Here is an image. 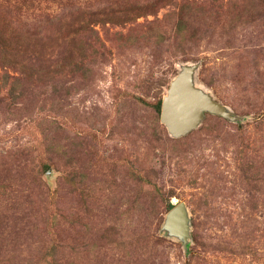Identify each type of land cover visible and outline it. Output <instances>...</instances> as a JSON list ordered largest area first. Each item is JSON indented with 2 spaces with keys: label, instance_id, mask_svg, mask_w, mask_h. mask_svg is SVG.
Here are the masks:
<instances>
[{
  "label": "rangeland",
  "instance_id": "1",
  "mask_svg": "<svg viewBox=\"0 0 264 264\" xmlns=\"http://www.w3.org/2000/svg\"><path fill=\"white\" fill-rule=\"evenodd\" d=\"M192 65L234 119L175 137ZM0 264H264V0H0Z\"/></svg>",
  "mask_w": 264,
  "mask_h": 264
},
{
  "label": "water",
  "instance_id": "2",
  "mask_svg": "<svg viewBox=\"0 0 264 264\" xmlns=\"http://www.w3.org/2000/svg\"><path fill=\"white\" fill-rule=\"evenodd\" d=\"M196 66H186L172 81L168 93L163 97L161 121L175 137H181L195 129L204 117L211 112L227 119H234L232 112L205 95L195 86ZM164 227L172 234L186 240L190 234L189 219L184 203L176 204L166 216Z\"/></svg>",
  "mask_w": 264,
  "mask_h": 264
},
{
  "label": "trees",
  "instance_id": "3",
  "mask_svg": "<svg viewBox=\"0 0 264 264\" xmlns=\"http://www.w3.org/2000/svg\"><path fill=\"white\" fill-rule=\"evenodd\" d=\"M80 17H76L75 19H76V21H74L72 24H71V27H73L74 29H73V33L74 34H77L78 32H79V30L80 29H82L83 27L82 26H80L79 25V22H80V24H83L84 22H82V20H77V19H79ZM79 26V27H78ZM84 27H85V25H83ZM90 32H93V29H91L90 30ZM95 32V31H94ZM89 39V38H88ZM83 42V41H82ZM55 49V48H54ZM54 49H52L51 50V52H53L54 51ZM56 50V49H55ZM57 53H59V51L57 52ZM56 53V54H57ZM53 53H51V55H50V57H49V59H44V61H50V65H55V68L52 70V71H54V72H56V73H59V72H62L63 71V69L64 68H66L67 66L69 67V69L70 70H72V71H74V70H79L80 69V67H79V65H78V63H77V61H73V59H69V58H67V57H60V55L58 56L59 57V59H58V57H57V60H53L52 58H53ZM51 59H52V61H51ZM39 61L40 60H42V57H40L39 59H38ZM66 61H71L70 63H67ZM86 72V70L84 71V73ZM86 74V73H85ZM158 109H162V100H160L159 102H158ZM174 206L173 205H170V208L172 209Z\"/></svg>",
  "mask_w": 264,
  "mask_h": 264
}]
</instances>
